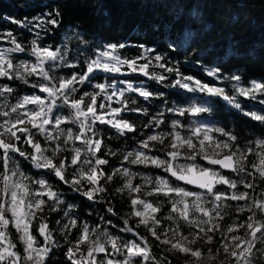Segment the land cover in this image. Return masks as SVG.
Segmentation results:
<instances>
[{"label": "snow or ice", "instance_id": "snow-or-ice-1", "mask_svg": "<svg viewBox=\"0 0 264 264\" xmlns=\"http://www.w3.org/2000/svg\"><path fill=\"white\" fill-rule=\"evenodd\" d=\"M59 15L47 13L46 23L59 27ZM44 23L40 19L34 27ZM5 35L11 46L0 48V264H49L64 245L67 264H173L169 256L181 264H264V188L260 198L251 195L257 180L264 184V139L242 146L226 127L201 122L202 114L212 111L207 103L164 100L174 118L162 109L134 122L127 117L149 116V110L134 107L138 100L126 93L145 102L163 99L164 93L149 91L143 81L136 87L125 80L94 81L107 78L98 72L136 73L165 87L220 99L262 125L264 114L245 111L237 97L264 96V82L241 86L240 75H232L236 83L230 95L183 75L154 48L124 43L97 48L79 71L63 75L57 70L77 68L66 51L40 45L39 33L30 48L11 31ZM126 47H138L140 55L122 57L119 50ZM18 53L34 60L17 61ZM155 69L177 78L165 84L168 76ZM206 72L219 78L218 68ZM13 80L30 93L17 98L15 88L2 82ZM162 125L168 130L156 133ZM112 130L114 135L106 134ZM129 134H136L132 150L109 143L126 144ZM64 188L90 206L104 205L88 213L99 217L94 226L74 214L76 205L66 201ZM116 197L127 201L126 216L116 209ZM54 213L58 235L50 228ZM113 217L122 221L116 233L109 231L117 229Z\"/></svg>", "mask_w": 264, "mask_h": 264}, {"label": "trees", "instance_id": "trees-1", "mask_svg": "<svg viewBox=\"0 0 264 264\" xmlns=\"http://www.w3.org/2000/svg\"><path fill=\"white\" fill-rule=\"evenodd\" d=\"M59 12V27L54 28L47 24L46 14ZM45 20L42 27H34L39 20ZM16 20L20 23H12ZM21 23L24 25L21 26ZM31 29V31H30ZM11 31L13 35L26 48H30L31 41L36 39L35 33L40 34L38 43L42 46L60 48L67 52L69 62L76 63V69L57 70L59 74L67 75L71 71H79L83 62L89 58L97 48H103L108 44H143L162 53L170 61L172 66L179 68L185 76H192L204 83L215 87H223L227 93L233 95L232 75H240L241 86H249L253 80L264 82V2L257 0H0V48L10 47L5 33ZM122 57L132 58L140 55L138 47H126L120 49ZM19 60H34L26 53L16 54ZM144 61H140L143 63ZM218 68L219 78L207 75L206 69ZM153 69H150L152 71ZM155 71L168 76L165 84L174 81L177 77L174 73H166L163 69ZM94 83L129 81L134 86H143L153 93H164L163 99H152L145 102L135 93H126L127 96L137 99L134 107L143 106L149 110V116L129 115L127 118L134 121H146L155 112L162 109L170 118L171 113L166 111L164 100L168 104L179 101L183 105L195 102L207 103L212 107L210 113L202 114L201 122L215 124L217 127H226L238 137L242 146H251L255 140L264 139V125L246 117L226 102L220 99H212L201 94L188 93L183 89L165 87L149 80L147 77L133 73L126 76L96 73ZM9 83L16 90V96L30 93V89L20 81H2ZM118 87L122 85L118 84ZM89 91L95 89L89 88ZM245 111H256L264 114V105L259 103L264 96H257L255 100L237 97ZM11 103L15 100L9 98ZM193 118H189V123ZM170 123V120L168 121ZM142 128V124H138ZM163 125L155 131H167ZM147 131V130H146ZM114 135V130L111 133ZM131 139L125 144L123 140L113 139L109 143L119 146L120 150H132L136 142V134H129ZM258 151V149H257ZM250 160L255 157H249ZM27 164V162H25ZM133 170H137L134 168ZM140 171H145L140 168ZM33 171H35L33 169ZM151 174H157V170H150ZM259 187L251 195L260 198L259 192L264 184L256 181ZM67 202L75 203L74 214L79 216L81 222H87L94 226L98 215L89 216L91 207L103 209L104 205L90 206L89 202L73 194L66 188ZM151 199V198H150ZM116 209L122 216L128 212L127 201L121 202L120 197L114 199ZM243 203V202H242ZM231 216V214H230ZM57 214H52L50 228L57 229L54 235H58L59 225L54 221ZM117 229H109L116 233L122 221L112 218ZM226 223L231 219L226 217ZM63 223V221H62ZM103 227H106L102 225ZM140 231L144 233L141 228ZM241 229L239 234H243ZM235 234V233H234ZM125 235L129 238L130 234ZM219 238V236L217 237ZM62 242V241H61ZM151 242V241H150ZM64 245L49 261V264H67L63 252ZM154 252L160 253L159 248ZM173 260V264H181L180 259Z\"/></svg>", "mask_w": 264, "mask_h": 264}, {"label": "rangeland", "instance_id": "rangeland-1", "mask_svg": "<svg viewBox=\"0 0 264 264\" xmlns=\"http://www.w3.org/2000/svg\"><path fill=\"white\" fill-rule=\"evenodd\" d=\"M133 84V83H132ZM133 86H134V84H133ZM122 87H124V85H122ZM135 87V86H134Z\"/></svg>", "mask_w": 264, "mask_h": 264}, {"label": "water", "instance_id": "water-1", "mask_svg": "<svg viewBox=\"0 0 264 264\" xmlns=\"http://www.w3.org/2000/svg\"><path fill=\"white\" fill-rule=\"evenodd\" d=\"M257 1H263L264 2V0H257Z\"/></svg>", "mask_w": 264, "mask_h": 264}]
</instances>
